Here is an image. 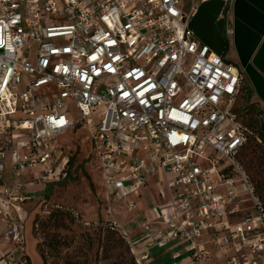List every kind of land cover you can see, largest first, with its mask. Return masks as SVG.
<instances>
[{"label": "built area", "instance_id": "1", "mask_svg": "<svg viewBox=\"0 0 264 264\" xmlns=\"http://www.w3.org/2000/svg\"><path fill=\"white\" fill-rule=\"evenodd\" d=\"M0 8V264H28L25 249L19 258L8 249L26 244L27 189L68 176L70 151L58 137L77 127L113 198L138 195L158 171L175 175L173 218L129 240L138 264L174 241L187 243L186 264H264V211L236 161L242 75L196 38L193 0H0ZM246 198L254 212L234 220ZM141 226L150 233L149 222Z\"/></svg>", "mask_w": 264, "mask_h": 264}, {"label": "rangeland", "instance_id": "2", "mask_svg": "<svg viewBox=\"0 0 264 264\" xmlns=\"http://www.w3.org/2000/svg\"><path fill=\"white\" fill-rule=\"evenodd\" d=\"M33 59L31 56L30 60ZM243 87L234 108L249 128L250 141L240 160L264 200V107L253 99L246 100L245 84ZM72 115L76 117L75 109ZM58 143L59 148L70 151L68 176L60 183L49 185L47 196L35 194L36 201L20 215L26 244L8 246V249L15 258L25 249L28 264H130L132 252L127 235L123 232L128 242L120 233L108 229L109 222L118 217L117 205L124 199L107 198L89 133L83 127L73 128L60 135ZM235 182L238 186L242 184L239 178H235ZM155 189L154 194L143 190L141 198L132 195L125 200L126 207H130L131 201L135 202L134 212L143 216V212L156 203V195L159 198ZM250 212H254V206L251 199L246 198L241 213L234 220Z\"/></svg>", "mask_w": 264, "mask_h": 264}, {"label": "crops", "instance_id": "3", "mask_svg": "<svg viewBox=\"0 0 264 264\" xmlns=\"http://www.w3.org/2000/svg\"><path fill=\"white\" fill-rule=\"evenodd\" d=\"M193 1L197 10L191 20L190 28L196 38L221 55L227 62L238 67L243 84L252 89L254 99L264 107V0ZM99 172L107 198L111 199L113 195L108 193L102 172ZM32 174L27 175L28 180ZM174 179V174L162 170L151 176L148 184L136 195V199L142 197L143 190H149L151 194H154L155 187L158 189L159 198L156 195V203L144 211L143 216L134 212L137 204L134 208L126 207L125 200L131 196L123 198L124 202L117 205L115 211L118 219L114 220L130 241L140 243L146 240L150 234L153 235L163 229L165 222L173 218L172 203L176 196L171 184ZM49 185L51 183L35 185L27 189L29 200L25 205V212L28 211V205L36 201L35 194L42 193L47 196L46 191ZM36 186L38 188L34 189ZM159 212H163V218H159ZM145 221L151 224L150 233H146L141 226ZM3 232L4 225L0 222V247L4 248ZM205 241L206 248L213 255H217L219 253L217 244L209 236L205 237ZM186 246V242L174 241L164 247H153L147 259L141 264H186L190 260ZM175 254L179 255L176 259L173 258Z\"/></svg>", "mask_w": 264, "mask_h": 264}, {"label": "trees", "instance_id": "4", "mask_svg": "<svg viewBox=\"0 0 264 264\" xmlns=\"http://www.w3.org/2000/svg\"><path fill=\"white\" fill-rule=\"evenodd\" d=\"M245 86H246V88H245V89H246V90H245V91H246V97H245V99L248 100V101H249V100H252V99L255 100L254 97H253V91H252V89H251L249 86H247V85H245ZM243 89H244V87H243V79H242V81H241V87H240V92H239V94H238V98L240 97V95H241ZM255 101H256L257 103H259L257 100H255ZM259 104H260V103H259ZM261 106H262V105H261ZM233 112L238 116V118L240 117V116L236 113L235 108L233 109ZM239 120H240V118H239ZM240 122H241L242 127L244 128L245 143H244L243 146L241 147L239 153L236 155V161H237V163L240 165V167L242 168V170L245 172V174L248 176L249 180L251 181L252 186H253V188H254L255 195H256V197L258 198L259 205H260V207L262 208V210L264 211V200H263V198L261 197V195L259 194L257 186L254 184L252 178H251L250 175L247 173V171L245 170V168H244V166L242 165L241 160H240L243 151L245 150V148L247 147V145H248V143H249V141H250V135H249L250 132H249V128H248L247 126L244 125V123H243L242 120H240ZM260 137L262 138V135H260ZM108 229H110L112 232H118V233H120V235L122 236V238L125 239V240H127L125 234L123 233V231L121 230V228H120V226L117 224V222H115V221H111V222H109V224H108ZM127 242H128V240H127ZM128 245H129L128 248H129L130 252H132V248H131V245H130L129 242H128ZM129 262H130V264H138V262H137L135 256L133 255V253H132V259H131V261H129Z\"/></svg>", "mask_w": 264, "mask_h": 264}]
</instances>
